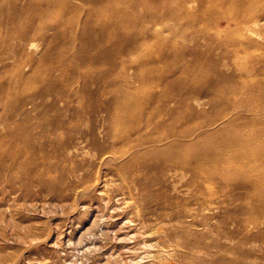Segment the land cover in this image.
<instances>
[{
	"label": "rangeland",
	"instance_id": "rangeland-1",
	"mask_svg": "<svg viewBox=\"0 0 264 264\" xmlns=\"http://www.w3.org/2000/svg\"><path fill=\"white\" fill-rule=\"evenodd\" d=\"M259 184L264 0H0V264H264Z\"/></svg>",
	"mask_w": 264,
	"mask_h": 264
},
{
	"label": "bare ground",
	"instance_id": "bare-ground-1",
	"mask_svg": "<svg viewBox=\"0 0 264 264\" xmlns=\"http://www.w3.org/2000/svg\"><path fill=\"white\" fill-rule=\"evenodd\" d=\"M105 30V29H104ZM237 142L239 143H242L244 148H242L240 151L239 150H234L232 149V152L234 151L233 154H237V155H241L242 157H246V158H254V154L252 152H250L248 150V147L247 145H245L243 143V138H236ZM190 148L187 152H185L184 154H180L178 153L177 151L175 150H172L170 151V158L171 160H175V161H189V160H194V158L197 157V150L195 149V146L198 145V143L196 141H192L191 144H190ZM200 146V145H199ZM228 146L227 145H223V146H220L217 150L218 152L220 153V155L224 158H230L231 157V148H227ZM198 148V147H197ZM201 150V149H200ZM232 154V155H233ZM208 156V155H207ZM221 161V160H220ZM249 170H252V169H249ZM260 185V184H259ZM260 187L264 188L262 185H260Z\"/></svg>",
	"mask_w": 264,
	"mask_h": 264
}]
</instances>
